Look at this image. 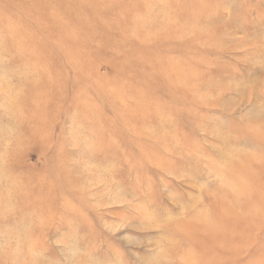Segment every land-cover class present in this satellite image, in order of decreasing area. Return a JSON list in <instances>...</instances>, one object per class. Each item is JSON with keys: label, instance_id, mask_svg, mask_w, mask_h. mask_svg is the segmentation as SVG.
<instances>
[{"label": "rangeland", "instance_id": "1", "mask_svg": "<svg viewBox=\"0 0 264 264\" xmlns=\"http://www.w3.org/2000/svg\"><path fill=\"white\" fill-rule=\"evenodd\" d=\"M0 264H264V0H0Z\"/></svg>", "mask_w": 264, "mask_h": 264}]
</instances>
